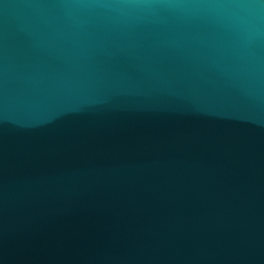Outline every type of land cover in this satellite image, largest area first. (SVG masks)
I'll return each mask as SVG.
<instances>
[{
    "label": "water",
    "instance_id": "water-1",
    "mask_svg": "<svg viewBox=\"0 0 264 264\" xmlns=\"http://www.w3.org/2000/svg\"><path fill=\"white\" fill-rule=\"evenodd\" d=\"M0 264H264V0H0Z\"/></svg>",
    "mask_w": 264,
    "mask_h": 264
}]
</instances>
